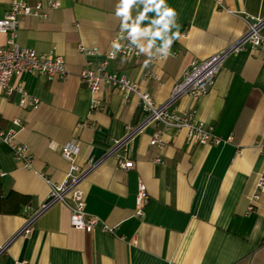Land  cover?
Returning a JSON list of instances; mask_svg holds the SVG:
<instances>
[{"label": "crops", "instance_id": "1", "mask_svg": "<svg viewBox=\"0 0 264 264\" xmlns=\"http://www.w3.org/2000/svg\"><path fill=\"white\" fill-rule=\"evenodd\" d=\"M11 1L0 0V17ZM25 1L41 2L46 15L21 18L17 43L37 53L54 49L64 57L68 76H12L10 85L22 83L38 100L36 108L19 106L16 90L0 91V130L15 129V140L33 159L32 168H24L0 139V264H264V187L256 188L264 176V47L245 43L229 53L205 93L181 95L168 107L190 112L194 121L213 126L231 142L188 143L184 129L143 124L118 150L130 149L133 166L128 169H120L109 153L113 141L144 122L137 99L125 102L111 87L92 94L79 80L83 68L94 69L113 48L119 28L138 27L147 30L134 33L143 54L118 57L109 70L137 83L157 104L165 103L193 61L208 59L247 33L242 17L264 20V0H222L221 5L165 0L177 13L169 18L167 35L179 30L180 37L170 48L176 55L157 60H149L148 53L163 48L164 38L152 35L162 24L155 23L156 9L145 10L149 0H134L127 17L117 14L123 0H53L60 3L56 8H47L50 0ZM5 41L0 34V45ZM80 45L96 51L85 55ZM94 100L100 106L93 107ZM156 134L164 143L161 149L150 144ZM68 143L77 147L82 168L94 165L80 184L85 211L113 232L75 230L68 208L54 203L23 235L24 210L39 209L49 193L46 179H65L69 162L61 148ZM138 181L148 193L143 217L135 215ZM255 192L259 199L254 202Z\"/></svg>", "mask_w": 264, "mask_h": 264}, {"label": "built area", "instance_id": "2", "mask_svg": "<svg viewBox=\"0 0 264 264\" xmlns=\"http://www.w3.org/2000/svg\"><path fill=\"white\" fill-rule=\"evenodd\" d=\"M216 2L220 4L222 0H216ZM59 5L58 1L50 0L47 3V8H56ZM31 15L38 17L46 15L45 8L41 2L30 5L25 0H13L9 8L4 12V15L0 17V34L6 36L5 44L0 45V91L9 93L12 90H16L20 94L19 106H32L36 108L38 100L27 93L22 83H18L14 87L11 86L9 83L11 77H19L22 74H43L49 78L58 77V79H65L68 76V70L64 57L57 54L54 49L48 53H37L33 49L20 46L17 43L15 38L17 36L16 32L19 21L21 18ZM242 19L248 25L247 33L237 43L223 51L217 52V54H213L208 59L193 61L184 72L182 80L178 85L174 86L169 99L162 104H157L153 97H151V94L142 90L137 83L120 73L109 70L110 61L118 57L124 59L135 57L137 59V57L143 54L142 48L136 43V37L132 30L119 28L113 38V48H109L105 52L104 58L100 63L94 69L83 68L80 71L79 80L87 85L92 94H97L103 87H111L122 95L125 102L134 96L137 99L138 106L145 114L144 122L137 128L132 129L127 137L113 141L114 145L109 154L115 155L120 169L132 167L133 161L129 158L130 149L128 147H124L122 154L118 150L127 143L129 136L141 130L143 124L155 123L164 129H184L186 130L188 143L219 145L231 142V137L225 138L217 135L213 126L206 125L203 121H194L190 112L177 113L168 110V107L181 95L187 94L192 97L205 93L207 88L213 84L218 70L221 69L229 53L243 49L245 43H248L252 49L264 47V33L261 32L264 29V20H255L247 16L242 17ZM159 49L161 48H154L148 53L149 60L166 58L164 57V53L160 52ZM79 50L85 55H91L96 51L94 48H87L83 45L79 46ZM170 55L174 56L176 52L170 51ZM92 106L98 107L100 104L97 100H94ZM13 123L19 125L18 120H14ZM15 135V129H9L6 132L0 130V139L11 147L14 157L22 163V166L30 169L32 168L33 159L29 155L27 147L15 140ZM150 144L156 145L161 149L164 143L159 135L156 134L151 139ZM77 154L78 149L74 144L68 143L62 146L61 155L69 162V170H67L65 179L62 183H53L49 179H46L49 185V193L35 213L24 210L26 222L20 233L23 235L29 234L32 229L31 225L37 216L54 203H61L68 208L69 224L75 230L86 233L95 229L108 233L113 232L112 227L85 211L86 196L80 184L94 165L82 168L77 162ZM155 161L160 162L161 160L156 158ZM262 187H264V176H260L256 183L257 189H261ZM258 199L259 194L255 192L252 196V201L255 202ZM147 202L148 193L145 184L142 181H138L135 197V215L143 217ZM253 206V203H251L247 211H252ZM3 250L4 247H0V253Z\"/></svg>", "mask_w": 264, "mask_h": 264}, {"label": "clouds", "instance_id": "3", "mask_svg": "<svg viewBox=\"0 0 264 264\" xmlns=\"http://www.w3.org/2000/svg\"><path fill=\"white\" fill-rule=\"evenodd\" d=\"M134 2V0H123V2L118 5L117 7V14H123L125 17L128 16V11L130 5ZM156 9L159 12V18L155 20L156 24H162V27L157 29L152 33L153 36L160 37L163 36L164 38V46L163 48L159 49L160 52L164 53V57L170 55V48L173 40L178 39L180 37V32L177 30L171 36L167 35L166 30L169 28V25L172 23L170 17H174L177 15L175 10L171 7H168L165 3V0H149L145 10ZM162 10V11H161ZM140 20L144 19V16L141 15L139 17ZM127 27V25H125ZM177 29H179V25H177ZM147 30L141 31L138 27H132L133 33H140L145 34ZM151 43V42H150ZM119 47V45H117ZM147 51V49H144ZM114 56V53H113ZM50 147H55V145H50Z\"/></svg>", "mask_w": 264, "mask_h": 264}]
</instances>
